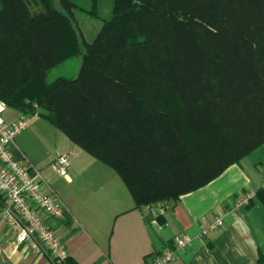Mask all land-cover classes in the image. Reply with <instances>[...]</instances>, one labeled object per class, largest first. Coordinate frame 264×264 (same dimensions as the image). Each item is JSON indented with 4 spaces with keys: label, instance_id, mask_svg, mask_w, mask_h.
<instances>
[{
    "label": "trees",
    "instance_id": "trees-1",
    "mask_svg": "<svg viewBox=\"0 0 264 264\" xmlns=\"http://www.w3.org/2000/svg\"><path fill=\"white\" fill-rule=\"evenodd\" d=\"M112 5L86 42L71 0H0V102L114 171L135 208L173 205L264 142V0Z\"/></svg>",
    "mask_w": 264,
    "mask_h": 264
},
{
    "label": "crops",
    "instance_id": "crops-1",
    "mask_svg": "<svg viewBox=\"0 0 264 264\" xmlns=\"http://www.w3.org/2000/svg\"><path fill=\"white\" fill-rule=\"evenodd\" d=\"M1 116L6 123L20 117L7 107ZM28 125L14 137L10 151L51 180L50 162L56 154L79 155L81 149L42 118L34 117ZM251 134L261 137L264 132ZM88 167L96 171L84 177ZM62 179L68 189L55 193L64 210L59 219L46 223L76 264H151V256L173 250L177 234L187 236L190 244L168 264H264V208L256 198L264 188V142L173 205L135 208L117 174L97 162H73L69 177ZM217 219L221 224L212 228ZM202 228L208 232L200 238ZM0 264L55 263L48 255L17 244L0 218Z\"/></svg>",
    "mask_w": 264,
    "mask_h": 264
},
{
    "label": "built area",
    "instance_id": "built-area-1",
    "mask_svg": "<svg viewBox=\"0 0 264 264\" xmlns=\"http://www.w3.org/2000/svg\"><path fill=\"white\" fill-rule=\"evenodd\" d=\"M5 105L0 102V218L4 226L14 234L15 242L26 244L36 254H46L56 264L67 257L65 247L56 232L48 227L46 219H59L64 205L41 171L28 164L25 157L15 159L10 151L14 137L25 130L34 117L21 116L6 123L1 112ZM71 156L67 152L57 153L51 163L54 174L67 179L70 173ZM248 198L245 199L247 201ZM166 205V203H162ZM220 219L212 225H220ZM202 228L200 238L207 235ZM190 239L181 234L173 238V250L165 249L154 255L152 264H168L177 251L185 249Z\"/></svg>",
    "mask_w": 264,
    "mask_h": 264
},
{
    "label": "rangeland",
    "instance_id": "rangeland-1",
    "mask_svg": "<svg viewBox=\"0 0 264 264\" xmlns=\"http://www.w3.org/2000/svg\"><path fill=\"white\" fill-rule=\"evenodd\" d=\"M71 1L75 6H78L79 8L78 10L75 11V17H74L75 23L79 29L78 31L82 34L86 42H91L94 39L95 35L97 34L98 30L101 28V24L104 21H107L109 17H111L113 0H96V4H95L97 6L95 11L96 15L92 14L93 0H71ZM80 62H81V58H79V56L71 57L66 62L62 63L58 67L49 71L47 76V81L51 82L58 77H64L68 79L75 78L78 73L76 69L77 70L79 69L78 67L80 66ZM79 152H80L79 155H74V154L71 155V160H69L71 162L70 172L72 171L73 168V162L76 164L81 161H89V162H97L98 164H100L103 170L112 173V171L108 170L104 165L94 160L93 157H91L84 151L79 150ZM95 171L96 170L94 169V167H88L84 169V175H86L84 177L90 176ZM51 176H52L51 180H47V178L45 176L44 177L49 182L52 189L55 190V192H57L60 195L64 189H68V185L65 183V181L62 178L55 175L54 172H52ZM86 186L89 187V184ZM85 190L86 193H88L89 191L92 192V189H85Z\"/></svg>",
    "mask_w": 264,
    "mask_h": 264
},
{
    "label": "water",
    "instance_id": "water-1",
    "mask_svg": "<svg viewBox=\"0 0 264 264\" xmlns=\"http://www.w3.org/2000/svg\"><path fill=\"white\" fill-rule=\"evenodd\" d=\"M53 1V4H54V7L57 9V10H61V0H52Z\"/></svg>",
    "mask_w": 264,
    "mask_h": 264
}]
</instances>
